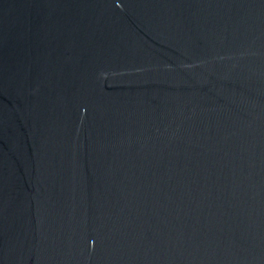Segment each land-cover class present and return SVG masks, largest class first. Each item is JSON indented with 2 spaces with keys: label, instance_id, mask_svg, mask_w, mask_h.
Segmentation results:
<instances>
[{
  "label": "water",
  "instance_id": "water-1",
  "mask_svg": "<svg viewBox=\"0 0 264 264\" xmlns=\"http://www.w3.org/2000/svg\"><path fill=\"white\" fill-rule=\"evenodd\" d=\"M0 264H264V0H0Z\"/></svg>",
  "mask_w": 264,
  "mask_h": 264
}]
</instances>
